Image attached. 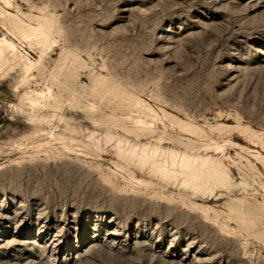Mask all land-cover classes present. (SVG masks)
<instances>
[{"label":"rangeland","instance_id":"374dc122","mask_svg":"<svg viewBox=\"0 0 264 264\" xmlns=\"http://www.w3.org/2000/svg\"><path fill=\"white\" fill-rule=\"evenodd\" d=\"M1 38L0 264H264V0H0Z\"/></svg>","mask_w":264,"mask_h":264},{"label":"bare ground","instance_id":"6f19581e","mask_svg":"<svg viewBox=\"0 0 264 264\" xmlns=\"http://www.w3.org/2000/svg\"><path fill=\"white\" fill-rule=\"evenodd\" d=\"M29 30L33 32L41 33V37H40V40H38V43L43 46L46 44L47 35L45 34V32H42L40 28H32ZM0 63L2 65L4 64L5 65L10 64L13 66L21 65L22 68L25 69L26 72H29L30 70H32V67L34 65V63H32L31 60L23 56L22 53L18 51V49L16 48V45L13 42L8 41L5 38L0 39ZM52 96H53L52 90L51 88H48L47 94L43 92H38L36 93V97L29 98V99L27 98V99L29 100L30 106L32 108H39V107H46V106L52 105L50 102L51 101L50 99L53 98ZM137 123L140 125L139 127L140 130H147V131L150 130L149 126H147L146 123L142 122V120L137 121Z\"/></svg>","mask_w":264,"mask_h":264}]
</instances>
